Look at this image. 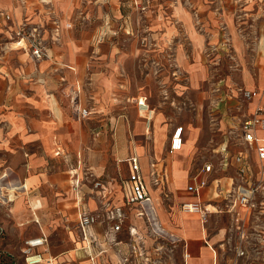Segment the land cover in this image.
<instances>
[{
    "label": "crops",
    "instance_id": "crops-1",
    "mask_svg": "<svg viewBox=\"0 0 264 264\" xmlns=\"http://www.w3.org/2000/svg\"><path fill=\"white\" fill-rule=\"evenodd\" d=\"M130 1L135 10L139 9L135 5L136 2L147 7L153 0ZM189 1L193 3L201 0ZM70 3L71 0H51L50 9L60 26L55 39L51 30V14H48V9L40 0H27L24 6L19 0H0V192L9 197V200L4 202L0 199V264H6L4 257L8 259V255L15 256L21 237L26 240L43 234L47 236V242L35 248V251L40 252L44 258L52 259L53 264H91V256L102 260L104 264H120L121 256L130 251L128 226H134L144 235V227L147 222L151 224L153 217L161 228L168 231L175 241L174 245L179 248L178 256L174 252L173 258L166 259L158 253L159 249L156 250L155 239L147 236V253L153 260L161 259L163 264H243L242 260L235 257L230 245L225 243L229 218L227 213H212L203 223L199 213L181 211L180 203L216 199V183L219 182L223 188L235 174L233 154L242 149L237 143L239 138L231 141L226 132L227 128L234 129L241 118L250 117L257 104L264 105V27L259 30V60L256 59L253 67H250L239 59L240 64L236 69L240 74L242 87L258 90L261 97L250 100L244 108L245 112L240 111L241 107H238L240 110L231 109L227 115H222L224 121L221 129L224 132L220 143L229 145L231 162L221 170L213 169L201 173L211 182L196 195L188 191L187 186L194 182L192 175L196 174V170L200 169L204 162L212 163L216 167L219 156L215 152L217 148L214 149V160L205 159L200 167L191 171L189 165L192 153L195 152L196 138L193 128L187 123L177 124L183 126L182 148L169 154L166 149L173 127L166 134L161 116L148 127L142 119L143 114L139 115L136 109V119H126V113L120 115L125 119L117 117L113 112L117 110L118 104L111 99L114 94H118V86L122 84L119 83L121 79L114 81L112 71L110 77L99 76L101 88L98 91L95 88L90 90L93 95L86 98L83 94L86 69L91 67L98 70L102 65H107L108 69L116 67L124 59V55L127 59L133 53V45L121 46L114 42L104 45L109 37H113L101 26L103 22L106 24L109 21V15H106L98 19L101 25L97 30H100L94 35V47L89 46L92 37L83 36L71 26H66ZM99 9L98 7L97 10ZM111 12L113 15L117 10ZM209 13L211 14L208 20L205 19L206 28L203 32H197L187 9L175 7L173 18L180 24H165L164 21L158 33H151L153 37H159L161 34V39L170 36L188 37L191 59L183 54L182 45L175 44L174 64L191 72L193 84L197 83L201 74L199 65L203 66L204 63L203 51L206 45L212 43L211 40L208 42L203 38L207 37V33L212 38L220 34L212 23L216 16L212 11ZM5 14L9 15V19L5 18ZM23 21L44 25L42 37L46 44V57L34 60L25 48L27 42L18 40L15 32ZM123 21L124 27L126 26L125 34L133 38L131 36L134 34L135 21L129 16H125ZM103 40L105 41L102 42ZM220 88L217 91L219 95L223 92L222 87ZM75 90L79 103L92 110L86 119H98L94 127L97 137L91 139L90 131L84 125L86 119L76 118L72 114L69 96ZM139 96H146L149 101L150 96ZM225 97L229 99L230 104L234 102L232 93H225ZM231 105L235 106L233 103ZM231 105L225 106L229 108ZM256 135L264 138V129L256 130ZM139 136L149 139L143 142ZM166 141L167 145L163 150ZM87 146L91 149L84 152ZM253 147L254 145L249 155L255 172L259 163L264 160H259ZM72 153L77 159V166L74 167H71L70 163ZM84 156L87 158V164L93 168V172H90L103 180V186L95 195L91 193V183L88 181L90 177L82 171L79 172L80 161ZM130 156L137 157L142 180L151 197V214L147 219L136 215L139 206L127 205L125 202L124 186L129 172ZM73 170L82 178L80 201L72 190ZM153 170L164 178V183L158 187L150 182ZM213 179L217 181H212ZM18 186L22 188L19 189ZM169 194L174 201L171 219L163 207ZM102 199L124 208L127 216L124 228L117 234L118 244L109 245L103 235L106 227L94 224L89 228V232L96 237V243L86 247L76 225L78 208L82 205L96 210ZM51 226L60 227L66 233L61 249H47V230ZM20 249H24L23 245ZM99 249L104 251L98 255ZM132 259L130 264H145L141 257L132 256Z\"/></svg>",
    "mask_w": 264,
    "mask_h": 264
},
{
    "label": "rangeland",
    "instance_id": "rangeland-1",
    "mask_svg": "<svg viewBox=\"0 0 264 264\" xmlns=\"http://www.w3.org/2000/svg\"><path fill=\"white\" fill-rule=\"evenodd\" d=\"M130 2V0H71L66 15L68 17L67 23L74 31H79L83 36L92 37L89 46L94 47V35L100 30H97L101 25L98 19L104 18L106 15H109V21L106 24L103 22L101 26L109 31L113 37H109L107 44L104 45H111L113 42L121 46L133 45V53L128 55L127 59L124 55V59L116 67L108 69L107 65H102L98 70L91 69V67L87 68L83 80V94L86 98H90L93 95L90 90L95 88L98 91L101 88L99 76L110 77L113 73L114 81L121 79L119 83L122 84L118 86V94H114L113 99H111L118 104V106L115 105L117 110L113 113L120 119L124 118L120 115L126 113L125 117L129 120L136 119V110L138 111L133 98L140 94L150 96L148 103L153 109L151 125L158 116H161L162 126L166 127V134L177 124L185 125L187 123L189 127L193 128L196 148L195 152L192 153L189 167L191 171H194L202 165L205 159H215L214 149L218 147L224 132L221 129L224 121L222 115L224 113L227 115L231 109L240 110L238 107H241L240 111L245 112L244 108L249 103L248 100H242L236 96L235 91H233L234 99L232 101L234 102H231V104H235L233 106L230 101L228 102L229 99L225 97V93L230 92L228 90L231 88L242 86L240 74L236 70L240 64L239 59L250 67H253L256 59L259 60V30L264 27V0H201L193 3H190L189 0H153L144 10L136 9L133 6L134 10ZM98 7L99 10H97ZM175 7L187 9L192 16V24L197 32H203L206 28L205 19L208 20L210 11L216 16L212 23L213 27L220 31V34L212 38L207 33V37L203 38L204 41L209 42L211 40L212 43L206 45V49L204 48L202 54L204 63L203 66L202 64L199 65L201 74L197 78L196 84L192 83L190 71L174 64L175 44L182 45L183 54L191 59L188 37L170 36L161 39V34L158 35L159 37L151 35V33H158V29L164 21H166L165 24H180L173 18ZM112 10H117V12L111 15ZM125 16H129L135 21L134 34L131 36L133 38L127 37L125 34L126 26L124 27L123 21ZM222 31L228 35L229 43L234 52L232 58L227 56L223 50ZM143 48L145 50L142 51ZM223 84H227V86H223ZM217 86L223 89L221 95L215 91ZM225 105L231 106L228 108ZM96 122H98L97 118L96 120L86 119L84 122L90 131L91 139L97 137V130L94 128ZM226 134L231 141L237 137L233 128H227ZM139 137L143 142L149 139L146 136ZM166 145L167 141L163 150H165ZM90 149L87 146L84 152H89ZM240 149H245V147L241 145ZM70 159L71 167L77 166V159L74 158L73 153L70 155ZM86 161L85 156L80 161L79 172L82 171L84 175L87 172H93L92 166ZM173 203L172 195H167L163 207L166 209L165 212L169 219L172 218ZM152 227L153 225L151 226L150 222H147L143 230L144 235L155 239V247L159 248V253L166 259L173 258L174 252L178 256L179 248L174 245L175 241L168 231L161 228L162 232L155 233ZM47 233L49 234L47 249H61L65 231L60 227L51 226ZM24 240L25 238H20L19 248L18 251L15 250L14 257L8 255V259L3 258L6 260V264H26L22 249H20L22 245L25 248ZM248 264H264V261Z\"/></svg>",
    "mask_w": 264,
    "mask_h": 264
},
{
    "label": "built area",
    "instance_id": "built-area-1",
    "mask_svg": "<svg viewBox=\"0 0 264 264\" xmlns=\"http://www.w3.org/2000/svg\"><path fill=\"white\" fill-rule=\"evenodd\" d=\"M19 1L23 6L27 3V0ZM40 2L48 9V14H51V30L54 32V38L56 39L60 26L56 16L53 15L50 9L51 0H40ZM135 5L140 10L146 8L144 4L139 2H136ZM5 18L9 19V15L5 14ZM66 26L69 27L70 24ZM43 30V24H31L23 21L19 24L15 32L19 41L25 40L27 42L25 48H27L30 56L34 60H39L47 56L45 40L42 37ZM222 36L221 43L223 50L227 56L232 58L234 52L229 43L228 35L225 31H222ZM219 88L217 86L215 91H218ZM262 89L264 91V86ZM228 91H230L228 92L229 94L235 91L236 96L242 100L250 101L255 97H261V93L258 90L246 89L242 86L231 88ZM69 97L72 114L76 118L81 117L86 119L91 115L92 110L79 103L77 90ZM133 99L139 115L142 113L146 126H150L153 109L150 107L147 97L137 96ZM234 129L237 138H239L237 143L243 145L245 149L233 154L232 160L236 164V169L234 176L230 178L229 184L222 188L219 182H217L215 185L217 189L216 199L207 202L201 200L184 201L180 203V210L183 212L199 213L203 223L208 220L212 213H227L229 218L225 243L230 245V249L234 252L235 257L242 260L243 264L253 263L255 261L262 262L264 261V162H260L257 171L254 172L249 154L250 149L254 145L253 149H255L259 160H264V138H259L256 135V130L264 129V105L257 104L252 115L247 118H241ZM234 143L237 144L236 142ZM182 145L183 126L174 125L170 132L166 152L172 154L180 150ZM215 152L219 154L216 167L212 163L204 162L202 167L196 170V174L192 175L194 182L187 186L188 191L199 195L200 191L211 182L207 177L202 176L201 173L210 172L213 169L221 170L229 165L231 155L228 153V144L220 143ZM128 165L129 172L124 186L125 202L127 205L139 206L136 215L147 219L150 217L149 214H151V208L149 207L151 197L142 180L140 164L137 157L130 156L128 158ZM86 175L90 177L88 181L91 183V193L95 195V192L103 186V180L91 172H87ZM163 180L164 178L159 176L157 172L154 170L151 172L150 182L152 185L158 187L164 183ZM214 180L216 179L212 181ZM71 185L72 190L76 194V198L80 201L82 178L74 170L71 173ZM18 187L19 189L22 188L21 186ZM0 199L4 202V200H9V197H6L0 192ZM126 218V212L121 205L112 204L110 201H103L102 199L100 206L96 210H90L87 207L79 205L76 225L86 247L96 243V237L89 232V228L94 224L104 225L106 227L103 234L105 241L109 245H116L118 244L117 234L123 230ZM127 232L131 239L129 243L130 251L121 256L120 264L132 263V256L141 257L144 259L145 264H163L161 259L153 260L148 255L146 237L141 232L134 226H128ZM160 232H162V229L155 233ZM46 242L47 236L45 234L25 240V248L22 250V253L26 264H53L52 259L44 258L40 252L35 251V248L42 246ZM158 249L156 247V250ZM103 251L104 249H99L98 255ZM90 258L91 264H104L102 260L95 259V256H91Z\"/></svg>",
    "mask_w": 264,
    "mask_h": 264
},
{
    "label": "bare ground",
    "instance_id": "bare-ground-1",
    "mask_svg": "<svg viewBox=\"0 0 264 264\" xmlns=\"http://www.w3.org/2000/svg\"><path fill=\"white\" fill-rule=\"evenodd\" d=\"M1 185V184H0ZM151 222H152V225H153V229H154V231L156 232H158V231H160L161 230V227H160V225H159V223L157 222V220L155 219V217H153L152 219H151ZM164 229V228H163ZM165 230V229H164Z\"/></svg>",
    "mask_w": 264,
    "mask_h": 264
}]
</instances>
